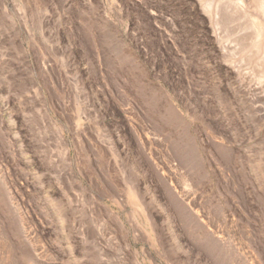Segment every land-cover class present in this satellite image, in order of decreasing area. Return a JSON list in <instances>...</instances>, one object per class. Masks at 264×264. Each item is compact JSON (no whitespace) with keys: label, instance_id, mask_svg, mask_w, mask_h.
Returning a JSON list of instances; mask_svg holds the SVG:
<instances>
[{"label":"rangeland","instance_id":"374dc122","mask_svg":"<svg viewBox=\"0 0 264 264\" xmlns=\"http://www.w3.org/2000/svg\"><path fill=\"white\" fill-rule=\"evenodd\" d=\"M243 3L0 0V264H264Z\"/></svg>","mask_w":264,"mask_h":264},{"label":"bare ground","instance_id":"6f19581e","mask_svg":"<svg viewBox=\"0 0 264 264\" xmlns=\"http://www.w3.org/2000/svg\"><path fill=\"white\" fill-rule=\"evenodd\" d=\"M243 1L248 2L250 5H254V9L255 12L253 13V25L256 28V33L254 34V36L256 35V40H252L256 41L257 43V48H261V46H264V21L260 20L263 18L264 20V0H241V4L243 3ZM235 3V2H234ZM244 4V3H243ZM215 5V4H214ZM208 6V5H207ZM232 6V5H231ZM240 6V5H239ZM206 7V6H205ZM215 7V6H214ZM225 8V6H224ZM253 8V7H252ZM208 10V9H207ZM217 10V9H216ZM248 12V11H247ZM259 13V14H258ZM262 13V14H261ZM258 14V15H257ZM260 15V16H259ZM262 15V16H261ZM261 17V18H260ZM251 18V17H250ZM214 20V19H213ZM216 24V23H214ZM250 23L248 22V25ZM250 29V28H249ZM253 29V28H252ZM255 38V37H254ZM256 46V45H255ZM254 46V47H255ZM259 46V47H258ZM224 47V46H223ZM256 48V47H255ZM262 50L264 48H261ZM262 50L261 51L262 53ZM257 52V49H256ZM258 53V52H257ZM262 55V54H261ZM259 58V57H258ZM261 58V57H260ZM256 59V57H255ZM254 60V59H253Z\"/></svg>","mask_w":264,"mask_h":264}]
</instances>
